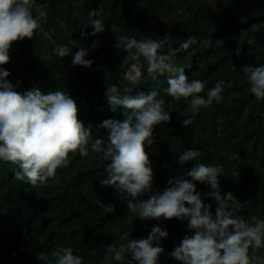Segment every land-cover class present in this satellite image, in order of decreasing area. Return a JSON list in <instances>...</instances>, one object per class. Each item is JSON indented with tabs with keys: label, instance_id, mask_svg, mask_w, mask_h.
<instances>
[{
	"label": "trees",
	"instance_id": "16d2710c",
	"mask_svg": "<svg viewBox=\"0 0 264 264\" xmlns=\"http://www.w3.org/2000/svg\"><path fill=\"white\" fill-rule=\"evenodd\" d=\"M36 1L39 7H31V14L40 27L31 40L13 42L10 61L0 65L10 73L6 79L15 91L22 94L34 86L44 92L63 90L76 102L78 118L91 126L93 138L106 136L103 121L123 119L122 109L110 110L108 87L116 85L121 95L159 91L171 119L155 126L154 143L145 145L154 172L153 191L162 192L169 179L184 177L196 163H204L219 169L221 193L231 192L240 202L234 216L264 219V99L257 100L250 92L242 70L245 65L264 64V0ZM213 1H219L217 20ZM92 9L101 10L91 19H101L105 31L82 37ZM41 10L45 19L36 18ZM83 30L93 31L90 25ZM122 35L137 40L167 36L174 48L191 37L194 43L178 52L174 62L189 81L204 83L197 94L201 97L207 98L208 90L223 80L222 100L201 107L193 116L188 110L191 97L175 99L163 92L170 74L153 79L143 57L133 61L123 49L121 55L116 52L115 40ZM62 45L71 54L61 59L54 49ZM80 48L88 50L85 58L93 61L91 67L73 66ZM132 63L142 66L143 76L136 84L124 78ZM183 119L193 122L184 127ZM186 149L198 150L199 156L180 165L177 157ZM69 160L67 167L58 168L54 177L35 187L15 178L18 165L0 161V264H53L51 254L60 247H71L82 264H109L104 261L109 246L119 247L124 234L130 239L147 238L157 224L169 233L161 244L165 251L159 264H180L169 253L191 234L187 221L139 219L112 187L101 186L110 161L91 151L86 158L70 152ZM195 183L202 197L211 191L207 184ZM110 203L115 211L108 214L100 204ZM204 203L211 205L215 216V201L205 198ZM227 204L233 207L232 201ZM40 253L48 260L39 259ZM249 256L252 264H264V247L250 248ZM127 259L110 264H127Z\"/></svg>",
	"mask_w": 264,
	"mask_h": 264
},
{
	"label": "clouds",
	"instance_id": "9594fccd",
	"mask_svg": "<svg viewBox=\"0 0 264 264\" xmlns=\"http://www.w3.org/2000/svg\"><path fill=\"white\" fill-rule=\"evenodd\" d=\"M90 19L81 29V36H96L105 31V24L99 18L101 10L92 9ZM91 26L93 31L83 29ZM40 27L31 14V0H0V65L10 61L8 55L11 44L25 38L32 39L34 30ZM194 43L189 37L180 41L178 47L165 36L163 39H140L122 35L115 40V47L123 49L131 60L143 57L147 73L155 79L158 75L170 74L163 92L175 98L191 97L189 111L195 116L201 107L207 108L222 100L224 81L219 80L208 90L207 98L197 94L204 90L200 80L189 81L182 68H178L174 58L181 50H187ZM167 51L165 52V47ZM59 58L70 55V48L59 46L54 49ZM88 50L80 48L72 58L73 66L91 67L93 61L86 59ZM250 83V92L257 100L264 99V64L245 65L242 68ZM10 73L0 68V161L18 165L15 178L33 187L43 185L56 174L58 168L70 163L69 153H78L86 158L94 152L105 161L106 179L101 186L114 189L117 198L127 202V209L141 220L187 221L185 235L169 253L180 264H252L249 249L264 247V219L252 216L250 221L234 216L240 202L229 192L222 194L219 184L220 172L215 166L196 163L184 177H174L167 181V187L153 191L154 172L145 145L154 143L155 126L170 122V112L164 108L165 101L160 92L151 90L136 95H121L116 85L106 90L107 103L112 112L122 109L123 119L103 121L106 136L93 138L91 126L78 118L76 102L63 90L42 91L38 86L22 94L14 90V85L6 79ZM143 76L142 66L132 63L124 78L133 84ZM19 83V82H18ZM192 119H183L188 127ZM199 151L186 149L177 157L184 165L196 161ZM185 177H190L187 179ZM205 183L211 191L203 194L196 189V183ZM146 193L149 197L140 199ZM211 198L216 203L215 216L211 205L204 203ZM227 201L233 202L230 209ZM110 214L115 206L100 204ZM166 228L160 224L152 227L147 238L130 239L121 236L119 247L109 246L104 261H122L127 264H159L164 254L162 241L168 237ZM53 264H82V258L73 255L71 247H60L52 252ZM39 259L48 260L44 253Z\"/></svg>",
	"mask_w": 264,
	"mask_h": 264
},
{
	"label": "rangeland",
	"instance_id": "374dc122",
	"mask_svg": "<svg viewBox=\"0 0 264 264\" xmlns=\"http://www.w3.org/2000/svg\"><path fill=\"white\" fill-rule=\"evenodd\" d=\"M31 7L33 8H38L39 7V2L36 1V0H31ZM213 17H214V20H217L219 18V1H213ZM37 19L39 18H44L45 19V16H44V13H43V10H41L38 14V16L36 17ZM164 29H168V27H164ZM119 55L122 54V50L121 49H117L116 51ZM33 76V74H31V77Z\"/></svg>",
	"mask_w": 264,
	"mask_h": 264
}]
</instances>
